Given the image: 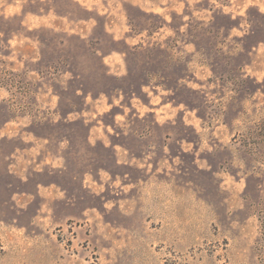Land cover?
<instances>
[{"label": "rangeland", "instance_id": "1", "mask_svg": "<svg viewBox=\"0 0 264 264\" xmlns=\"http://www.w3.org/2000/svg\"><path fill=\"white\" fill-rule=\"evenodd\" d=\"M0 264H264V0H0Z\"/></svg>", "mask_w": 264, "mask_h": 264}]
</instances>
